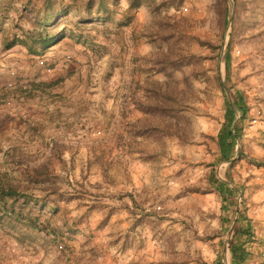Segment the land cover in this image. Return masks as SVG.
I'll list each match as a JSON object with an SVG mask.
<instances>
[{"label":"rangeland","instance_id":"1","mask_svg":"<svg viewBox=\"0 0 264 264\" xmlns=\"http://www.w3.org/2000/svg\"><path fill=\"white\" fill-rule=\"evenodd\" d=\"M44 1L0 0V108L17 118L0 135V188L57 211L18 200L28 227L0 215V264H233L240 243L242 264H264V0H106L107 20L76 26L73 12L47 28L74 36L41 54L7 49L88 0ZM236 95L245 114L234 108L222 161ZM212 173L235 189L225 213Z\"/></svg>","mask_w":264,"mask_h":264},{"label":"trees","instance_id":"2","mask_svg":"<svg viewBox=\"0 0 264 264\" xmlns=\"http://www.w3.org/2000/svg\"><path fill=\"white\" fill-rule=\"evenodd\" d=\"M116 1V0H111ZM96 4L95 11H93V5ZM140 4V0H128V9H136ZM53 6L51 0L44 1V7L46 10L50 9ZM107 1L106 0H88L84 3V5H67L65 7H61L60 10L54 12L52 15L45 16L40 21L39 25L43 27V34H36V33H27L21 39H16L6 47L7 49L13 47L14 45L18 44L23 46L29 54L37 55L41 54L43 51L47 50L51 46L55 45L57 42L62 40L64 37L68 36L73 37L74 33L72 30L69 29H62L58 33H51L48 31L47 28H54L55 25L59 22L60 19L67 17L70 13H75L77 18L74 22L76 26H86L94 22L92 19V14H97V20H107L108 17H99L106 13L107 9ZM77 29H79L77 27ZM69 32V34H67ZM228 47V46H227ZM229 52L228 50L225 51L224 54V63L225 68H228L229 63ZM234 108L240 111V119L245 114V107L241 103V99L236 95L235 99L232 102V105L227 103L225 109V121L219 130L218 137H217V145L220 151V159L222 161H229L234 156V149L236 144V139L238 138L237 135V128L236 125L231 129V125L235 119V111ZM242 157V153L239 152L238 158ZM255 162L259 166H264L263 162L260 161H252ZM209 182L213 185L215 191L221 196L223 200V205L221 206V210L223 213L226 211L225 202L227 200V196L231 195L235 192V189H231L228 184L224 181H221L214 175L213 173L209 177ZM18 200H22V204L20 208H24L27 210L28 214L33 211V209L39 205L42 208L47 207L48 209L52 210L53 212L57 211V207L54 204L47 205L46 203H39V200L36 197L26 195L22 190L14 187V186H7L5 188H0V215L6 216L7 222L10 224L11 222H18L25 223V226H35L31 223L30 220H25L21 214L14 210V205ZM9 203V206L7 204ZM22 212V211H20ZM240 221L239 215L236 218V222ZM233 236L236 235H245L247 238L250 237V229L249 227L234 229ZM230 251H231V259L233 264H242L245 260V251L242 243L235 245L230 244Z\"/></svg>","mask_w":264,"mask_h":264},{"label":"crops","instance_id":"3","mask_svg":"<svg viewBox=\"0 0 264 264\" xmlns=\"http://www.w3.org/2000/svg\"><path fill=\"white\" fill-rule=\"evenodd\" d=\"M3 79V76H0V101L2 97V92L7 90L5 88V83L1 80ZM15 115L10 114L9 112L7 113L3 109L0 108V125H3V128L0 127V135L2 134L3 138H6V136H10L11 133L13 132V128H15L17 125L16 121L17 118L14 117ZM21 127H18L17 129H20ZM23 129L20 130V133L22 132ZM8 144H10V141H7Z\"/></svg>","mask_w":264,"mask_h":264},{"label":"clouds","instance_id":"4","mask_svg":"<svg viewBox=\"0 0 264 264\" xmlns=\"http://www.w3.org/2000/svg\"><path fill=\"white\" fill-rule=\"evenodd\" d=\"M120 4L125 9L128 7V3L126 2V0H120ZM145 16H146V12H145V10L143 8H141L140 11L138 12V17L144 18Z\"/></svg>","mask_w":264,"mask_h":264},{"label":"water","instance_id":"5","mask_svg":"<svg viewBox=\"0 0 264 264\" xmlns=\"http://www.w3.org/2000/svg\"><path fill=\"white\" fill-rule=\"evenodd\" d=\"M235 126V123L232 124L231 129H233V127ZM239 152V148L236 147V155H238ZM231 233V230L229 231V234Z\"/></svg>","mask_w":264,"mask_h":264}]
</instances>
